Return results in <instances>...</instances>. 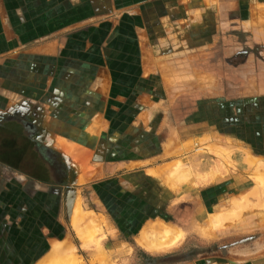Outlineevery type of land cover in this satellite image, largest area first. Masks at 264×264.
Segmentation results:
<instances>
[{
    "label": "crops",
    "instance_id": "obj_1",
    "mask_svg": "<svg viewBox=\"0 0 264 264\" xmlns=\"http://www.w3.org/2000/svg\"><path fill=\"white\" fill-rule=\"evenodd\" d=\"M225 16L252 28L249 37L262 44L255 56L258 63L252 53L244 51L246 46L240 53L230 48L228 40L229 46L222 41L218 51L217 25ZM263 23L264 0H0V185L14 178L73 196L91 184L102 196L113 193V198H121L122 192L137 193L133 191L137 183L127 182L122 175L138 173L149 180L153 175L146 171L175 159L166 157L174 155L177 146L219 136L248 151L256 148L261 152L254 156L262 159ZM201 52L214 61L205 65ZM235 57L241 60L222 65L224 59L232 62ZM188 62V67L198 71L193 86L209 79L208 91L195 89L192 97H181L184 92L172 94L170 78L181 69L176 64ZM219 65L229 72L218 75ZM246 66L253 76L235 82L233 72L242 69L244 73ZM203 70L210 77H202ZM155 84L163 88L161 101L154 98ZM250 106L257 109L255 121L230 132L231 120L240 118L235 113L248 117ZM204 113L209 114L208 121ZM156 115L162 120L152 130L154 142L149 134ZM123 117L131 119L128 126L121 124ZM186 118L190 123L184 125ZM76 132L105 136L91 148L103 154L110 146V151L115 150L113 157L106 153L108 159L95 161L90 169L85 161L91 157L90 147L60 136L75 138ZM122 135H129L134 144L126 160L116 152ZM194 155H189L188 167L192 175L202 176L209 170L201 169V163L198 170ZM85 173L88 181L80 184L78 179ZM213 190H205L201 199ZM262 254L258 249L243 252L240 264H256ZM232 256H205L202 262L231 264Z\"/></svg>",
    "mask_w": 264,
    "mask_h": 264
},
{
    "label": "rangeland",
    "instance_id": "obj_2",
    "mask_svg": "<svg viewBox=\"0 0 264 264\" xmlns=\"http://www.w3.org/2000/svg\"><path fill=\"white\" fill-rule=\"evenodd\" d=\"M256 8L257 10L263 9L260 6ZM226 18L229 17L225 16L223 21L217 25L218 35L220 36L219 44L217 45L218 51L221 46L226 45L228 40L230 48H233L234 51L238 50L243 53V46H246L244 51L252 53L253 61L255 64L258 63V59L255 56L258 45L262 44H259L256 38L252 39L249 37L251 36L252 28L248 25H241L238 19L232 21ZM222 41L223 45L221 44ZM204 50L202 49V51ZM200 54L202 55V62H206L205 65L208 66L211 60L214 61L209 56H205V52ZM217 54L220 58L219 52ZM192 57L190 60L192 65L189 62L185 63L186 65L176 64L181 69L176 70L175 74L170 78L171 85H173L170 89L172 94L184 92L186 94H180V96L182 95L181 97L184 95L188 97L191 95L192 97L194 94L192 91L195 89L206 90L209 88V85H205L207 81L209 82V79L199 82L202 85L193 86L196 81L195 75L198 71L188 67L189 65L193 66L194 54H192ZM240 60L241 57H235L232 62H229L231 59L228 58L227 60L226 58L223 60L224 63L222 65L235 64L234 62ZM220 66L217 69L218 75H224V72H229L228 70L220 69ZM234 67L236 69V65ZM245 69L244 73H242V69H237L233 72L235 82L239 79L243 80L245 76L247 78L249 75L253 76L247 66ZM204 72L203 70L202 77H210ZM158 75H153L156 82L159 79ZM251 81L253 82V79ZM226 88L230 89L231 87ZM154 89V98L160 101L163 100L165 96L162 86L155 84ZM235 91L238 92L237 87H235ZM178 97H175V101ZM186 99L188 98L186 97ZM190 106L191 103L187 102V107L190 108ZM248 111L250 112L247 113L248 117L243 118L241 117L242 113H235L237 116L240 115V118L234 116L235 121L234 119L231 120V125L227 126L230 132H235L240 126L241 128L239 129H242V124L245 122L251 124L255 121V116H257L255 106L248 107ZM204 114L208 121L209 114ZM152 120L149 137H154L153 141L155 142L156 135L151 133L161 123L162 118L160 115H156ZM189 120L188 118L184 125L190 123ZM122 121L121 124L123 126H128L131 123L129 117H123ZM222 124L220 126L225 129V124L223 122ZM60 136L70 141L73 140L81 146L90 147L92 153L89 151L91 157L89 154L87 159L88 164H91L90 169L96 166L94 165L95 161H106L108 159L105 157L106 153L113 157V151L115 150L110 151V146L106 147V153L103 154L101 151L97 152L96 148H91V145L98 143L100 139L105 137L103 135L99 137L98 134L76 132L75 138L67 137L65 133L60 134ZM158 138L160 139V137ZM209 140L207 139V143H197L204 147L202 149L198 145L195 146L196 149L193 148L194 150H191L188 154L185 151V154L181 153L173 156L172 153L170 155L172 157L168 156L166 158H178L183 166H189L188 164L191 162L189 155L194 153L193 158L196 162V167L201 163V169L205 168L206 171L213 167L217 168L219 177L216 176L210 183L199 182L198 176L192 175L185 184L171 188L164 184L159 177H149L148 180L138 173H136L137 175L132 173L134 176L131 174V177L125 173L127 177L122 175L123 179L126 178L127 182H133V184L137 183V188L133 189V191L137 190V193L122 192L121 198H113V193L109 196V193H103L102 196L91 187V184L85 185L83 190L79 192L82 210H92L99 213L104 216L105 221L102 226V232L86 243L76 238L68 222V202L73 198L71 192L61 190L55 194L54 191L45 188H43L44 190L38 189L28 183L23 184L20 180L14 178L4 183V185H0V264H41L45 261L44 258L47 257L50 251V240L61 242L64 248L67 249L68 246H73L75 254L82 258L84 264H98L97 262H92L91 253L93 254L99 246L108 264H203L202 260L207 258L205 256L217 254H223V256L233 255L231 264H240L242 263L240 260L243 252L257 249L261 250L263 254L257 257L260 261L256 264H264V207L262 206L264 205V157L258 160L255 165H250L243 160L246 153L248 152L254 156L261 151L254 148L249 152L241 145L237 148L228 139L220 136ZM209 142L210 144L213 142L215 144L218 143L217 146L222 157H217L209 152ZM133 145L129 135H122L121 143L117 146L119 148H117L116 152L119 153V156L121 154V158L124 157V160H126L131 153L130 148ZM228 146H231L232 149ZM226 147H228L227 150L225 149ZM200 160L202 161L199 162ZM223 166L224 169H222ZM197 169L199 170L198 167ZM255 180H259L261 183L255 184ZM210 187L214 188V193H208L203 201L201 199L203 197L202 194ZM252 191L253 194H251ZM245 192L247 193L244 194ZM237 195L246 197L247 202L244 205L248 207L241 211L233 220H230L231 224L227 223L229 226L224 224L219 228H215L214 231L212 230V236L203 237L199 233L198 225L205 220L209 208L211 210H214V208L228 209L232 196L236 197ZM252 207L256 210L252 209ZM146 218H149V220L160 219L180 227L184 231L183 238L175 248L165 252L143 250L136 245L135 237L138 235L143 220ZM95 253H98V251ZM145 253L151 256H146ZM223 259L226 258L224 257ZM245 261L247 262L248 260Z\"/></svg>",
    "mask_w": 264,
    "mask_h": 264
},
{
    "label": "bare ground",
    "instance_id": "obj_3",
    "mask_svg": "<svg viewBox=\"0 0 264 264\" xmlns=\"http://www.w3.org/2000/svg\"><path fill=\"white\" fill-rule=\"evenodd\" d=\"M205 136H203V138ZM207 137L208 136H206V138ZM197 139L199 140V138H197ZM194 140H195V138H194ZM203 140L197 141L196 143L194 141L195 144L190 143V144H187L185 146L179 145L180 148H179V146H177V148L174 149L175 153L176 152H177L176 154H180L181 152L184 153L185 151H188L189 149H191L193 147H194V149H196L195 146H198V145H199V147L201 146V144H197V143L202 142V144H203V142H204ZM208 140H209V138H208ZM191 141H192V139H191ZM191 141L189 140L187 142H191ZM214 144H215L214 142L212 144H210V143L208 144L209 152L213 153L217 157H222L220 154V150L217 146L218 143L215 145ZM199 147H197V148H199ZM228 147H231V146H228ZM228 147H226L225 149L227 150ZM200 148L202 149L204 147L201 146ZM71 149H73V148H71ZM231 149H232V147H231ZM76 150H74V151H76ZM67 151H69V150H67ZM84 152L85 151L83 149L82 154H85ZM87 152H89V151H87ZM87 152H86V154H87ZM77 153H79V151ZM77 153H76V155H77ZM169 153H172V152H169ZM175 153H174V155H176ZM79 154H81V153H79ZM68 155H69V153H68ZM74 155H75V153H74ZM71 156H72V152H71ZM82 157L86 158V155L85 156L82 155ZM82 157H80L79 159H81ZM170 157H172V156H170ZM74 158H75V156H74ZM86 159H88V157ZM86 159H85V161H87ZM260 159H261L260 157H255L253 155H250L248 152L246 153V156L243 158V160L250 165H255L256 162ZM222 161H224V160L222 159ZM77 162H79V161L77 160ZM77 162H75V163H77ZM82 162H84V160ZM83 164H85V163H83ZM83 164H82V166H85ZM81 169H80V171H81ZM152 169H149V171L147 170L146 172H148L150 175L159 177L160 180H162L164 184H166L167 186H169L171 188H175L178 185L185 184L187 181L190 180V177L192 176V169H190L188 166H183L180 163L178 158L172 159V160L168 161L167 163L163 164L162 166L157 168L158 171L156 170V168L154 169L155 171ZM222 169H224V166ZM85 170H87V169H85ZM82 171H83V169H82ZM84 172H86V171H83L81 173L84 174ZM87 172H88V170H87ZM89 172H92V171L90 170ZM81 173L79 174V176L82 175ZM86 174L87 173H85V175H84L85 177L83 176V178L79 177L78 180H79L80 184H82L83 182L85 183L86 178H87ZM259 174H261V173L259 172ZM92 175L93 174H91V176ZM216 176L219 177V172H218L217 168L213 167L206 174H203L202 176H198L197 179L199 182H204V183L209 182L210 183L211 181H213L216 178ZM230 177H232V176H230ZM88 178H89V175H88ZM88 178H87V181H88ZM200 180H202V181H200ZM256 183H261V181L255 180V184ZM77 184H78V182H77ZM80 184H78V185H80ZM253 191L251 192V194H253ZM246 193L247 192H245L244 194H246ZM262 193H263V191H262ZM80 201L81 200H80L78 193L73 195V198H71L68 202L69 206L67 209V216H68L69 225H70L72 231L74 232V235L76 236V238H78L81 242L86 243L92 237H94V236H96L102 232V226H103V223L105 221H104V216H102L99 213H95L92 210L83 211L81 208ZM246 202H247L246 197L237 195L236 197L232 196V199L229 201V206H228L229 208L228 209H222V208H216L215 209L214 208V210H211L209 208V211H207V216H206L205 220L198 225L199 226V229H198L199 233L203 237H206V236L210 237L212 230L214 231L215 228H219L222 225L227 224L230 220H233L236 216H238L241 213V211H243L246 207H248L247 205H244V204H246ZM262 206L264 207V205H262ZM252 209H254V208L252 207ZM249 210H251V209L249 208ZM254 210H256V209H254ZM228 224H231V223L229 222ZM228 224H227V226H229ZM213 235H214V233H213ZM183 236H184V231L180 227L174 226L170 223H165L164 221H162L160 219H155L153 221H150V220L147 221L141 227L138 235L135 237V243L139 247H141L143 250L148 251V252H165L169 249L175 248L178 245L179 241L183 238ZM50 247L51 248H50V251H49L47 257L44 258L45 261L41 264H84L82 261V258L75 254L73 246H68V249H67V248H64V245L61 242L56 241V240H50ZM96 251H98V253H95ZM95 252L93 254L91 253L92 262H97L98 264H108L100 246L95 249Z\"/></svg>",
    "mask_w": 264,
    "mask_h": 264
}]
</instances>
